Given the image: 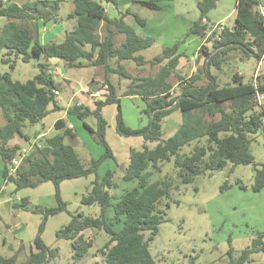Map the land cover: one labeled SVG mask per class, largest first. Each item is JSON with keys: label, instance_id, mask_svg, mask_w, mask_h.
<instances>
[{"label": "trees", "instance_id": "16d2710c", "mask_svg": "<svg viewBox=\"0 0 264 264\" xmlns=\"http://www.w3.org/2000/svg\"><path fill=\"white\" fill-rule=\"evenodd\" d=\"M72 1L75 8L68 17L75 19V26L67 30L62 41L50 37L43 40L36 30L29 26V21L41 20L44 24L54 21L59 4ZM118 3L117 0H111ZM160 0H142L149 8L160 10ZM219 0H200L198 7L200 18L195 21L192 33L207 36V44L199 49L203 58L202 70L206 81L199 83L197 73L183 80L181 90L175 91L170 80L176 73L182 54L178 53V43L165 46L160 54L146 60L142 51L150 48L156 38L138 33L136 27L124 17H109L103 2L97 0H33L20 5L15 2L0 0V16L8 18L0 32V108L6 119L0 125V160L3 169L0 174L6 182H12L16 190L35 187L44 181L55 185L57 206L47 207L32 205L28 197L20 203H13L21 208L43 215L35 238V248L31 250L26 264H46L59 254L58 247H50L42 237L47 221L51 216L67 211V202L61 196V182L65 179L78 178L97 172L102 160L114 157V152L107 140L108 121L103 115V107L116 103L117 131L124 136H142L145 140L143 149L132 148L127 165L122 169L123 179H137L138 184L124 192L113 203L111 190L117 185L114 172L108 170L100 179L97 177L90 191L83 195L84 204H98L99 216H88L82 212L72 214L71 220L58 231V238L71 242L73 262L69 264H157L150 251V241L157 234L159 225L166 219L162 209L158 208L164 198L171 197L173 187H178L169 177L149 182L156 171L162 170L164 161H171L178 168V177L183 183L193 182L195 177L206 171H214L229 166L233 171L238 165L253 164L255 179L252 189L264 190V164L258 163L251 149L254 134L264 131V107L257 99V93H264V83L246 81L238 70L234 72L233 83L222 85L213 69L222 70L228 56L233 51L243 56H253L259 62L264 59V15L258 6L260 0H237L236 17L232 25L225 24L223 29H213L206 18ZM138 22L145 23L139 14H133ZM18 21H21L19 23ZM104 38H99L100 30ZM124 33L125 39L118 45L115 36ZM89 46V48H88ZM11 56L15 58L11 59ZM54 58L64 60L68 67L102 66L105 71L104 87L106 100H96L95 107L75 103L66 110L84 121V125L103 145L105 152L100 159H91L85 163L74 145L65 139L77 137L73 126L67 125L64 118L55 122L59 132L44 138V143L35 145V149L24 158L13 174H10L12 160L18 156L21 146L9 142L20 135L29 141L30 136L23 133L27 124L42 121L50 112L60 110L55 90L63 89L62 79L51 73L50 61ZM117 60V66L110 64ZM17 59L30 62L37 59L38 72L26 81L14 79L9 70L2 71L1 65L16 68ZM44 59V60H42ZM135 60L138 64L150 62L163 63L156 75L134 77L122 63ZM109 73L132 79L123 96L142 97L147 106L144 112L148 123L139 128H131L123 118L121 96L117 95L115 84L109 79ZM177 74V73H176ZM66 81V80H64ZM68 82V81H67ZM69 83V82H68ZM101 87L99 88V90ZM53 105L50 108V105ZM175 110L183 115L176 132L162 139V124L165 118ZM93 115L96 127L85 119ZM62 130V131H60ZM206 137V144L201 139ZM158 141L150 147L147 142ZM196 142L190 153L180 154L186 144ZM226 186V185H224ZM167 207L170 201L165 202ZM113 206V217H108ZM118 224H122L117 228ZM96 231H104L107 240L97 249L103 256L102 263H81L90 255L97 244ZM264 251L263 234L254 238L252 245L242 250L237 259L230 264H245L255 252ZM21 249L13 256L0 255V264H16ZM232 253V248H230ZM98 254L94 253V256Z\"/></svg>", "mask_w": 264, "mask_h": 264}, {"label": "rangeland", "instance_id": "374dc122", "mask_svg": "<svg viewBox=\"0 0 264 264\" xmlns=\"http://www.w3.org/2000/svg\"><path fill=\"white\" fill-rule=\"evenodd\" d=\"M2 1L22 5L33 0ZM97 1L104 3L109 17H124L136 27L138 33L156 38L155 44L142 52L146 60H151L160 54L165 46L178 43V53L182 56L176 69L177 74L174 73L170 78L175 91L181 90L180 84L183 80L179 75L189 78L198 73L201 76L199 83L207 80L202 70L203 58L199 56L200 46L202 43L207 44V36L201 38L198 34L191 32L195 21L201 16L198 7L200 0H160L162 5L160 10L143 5L142 0H117V4L111 0ZM260 1L263 4L261 7L264 8V0ZM236 2L237 0H219L217 6L209 11L204 20L208 19L209 26L221 21L232 25L236 17ZM74 8L75 4L72 1L61 2L54 21L44 24L41 20H35L29 21L28 24L35 33L36 30L39 32L43 40L52 37L62 41L66 31L71 30L76 24L75 19L68 17ZM134 13L144 18L145 23L138 22ZM7 22V17L0 16V32ZM18 22L22 24L21 21ZM98 36L101 39L104 38L102 29ZM115 39L116 43L121 45L125 39L124 33H118ZM241 55L240 52L233 51L228 56L222 70L213 69L218 74L220 83L222 85L233 83V75L237 70L243 74L246 81H252L257 69L258 78L254 81L264 83V60L259 63L253 56ZM13 58L15 57L11 56V59ZM37 62V59L30 62L17 59V66L14 70L9 69L8 65H1V70H9L14 79L26 81L38 72ZM122 63L134 77L156 75L163 65V63L152 64L150 62L138 64L135 60H124ZM50 64L51 73L58 79H62L64 84L57 97L62 108L50 112L36 124L27 123L23 127V133L30 136L29 142L22 136H17L10 141V144L18 143L29 153L35 149L36 144H43L45 137L59 132L55 128V122L59 118H64L67 125L71 124L77 132L76 138L67 137L65 142L74 145L82 160L89 164L93 158H102L105 152L103 145L85 127L82 119L68 114L66 109L75 103L95 107L96 100H106L107 91L103 83L105 81L103 67H68L60 58H54V62ZM110 64L116 67L117 60L111 59ZM108 77L115 84L117 95L121 96L125 123L131 128L146 125L149 120L144 112L147 106L146 101L140 96H123L132 79L120 76L118 73H109ZM94 84L101 87L96 93L92 91ZM262 106L264 107V96ZM52 107L51 104L50 108ZM117 107L116 103H109L103 107V115L108 121L106 137L114 152V157L104 158L97 172L65 179L61 182V196L67 202V211L51 216L47 221L42 237L50 247H58L59 254L46 264L73 262L71 242L58 238L57 231L71 220L72 214L82 212L88 216L100 215L101 209L98 204H84L81 201L83 195L90 191L92 182L97 177L102 179L108 170L115 173L114 178L117 185L111 190L114 196L113 203L124 192L138 184L137 179H123L122 169L129 161L131 149H143L146 142L142 136H124L118 133ZM182 119L183 115L180 110H175L167 116L162 124V139L172 136L180 127ZM85 120L92 127H96L95 116H87ZM5 122L6 119L0 108V125ZM253 136L251 149L255 160L264 164V131L260 130ZM206 142V137L201 139V144H206ZM157 143L158 141L147 142L150 147ZM195 144V141L186 144L179 153H190ZM1 170L2 164H0V172ZM165 177H169L178 187H173L170 199L164 198L158 205L166 219L159 225L157 234L150 241V251L157 264H230L231 259H237L242 250L250 247L253 239L259 234H263L264 240V190L256 192L252 189L255 179L253 164L238 165L233 171L229 166L206 171L204 174L197 175L193 182L183 183L178 177V168L174 164L173 157L171 161L162 163V170L154 172L149 182ZM0 181V255L10 257L21 249L16 264H26L32 247L36 250L35 238L43 215L15 208L13 203H20L24 197H28L32 205L57 206L55 185L52 181H44L35 187L16 190L14 183L3 179ZM168 200L170 201L169 207L165 205ZM113 214L114 209L111 206L107 215L113 217ZM121 226L122 224H118L117 228ZM96 234L97 244L81 263L95 261L102 263L103 256L97 252V249L107 240V235L104 231H96ZM230 248H232V253H230ZM94 253L98 255L94 256ZM245 264H264V251L253 253Z\"/></svg>", "mask_w": 264, "mask_h": 264}, {"label": "built area", "instance_id": "2783aa9c", "mask_svg": "<svg viewBox=\"0 0 264 264\" xmlns=\"http://www.w3.org/2000/svg\"><path fill=\"white\" fill-rule=\"evenodd\" d=\"M261 6L262 5H259L258 8H259L260 12L264 15V8L261 7ZM223 27L224 26L221 25V27L220 26L219 27H214L213 29H219V30H221V29H223ZM256 71L257 72L255 73L256 75H254V79H257L258 78V69ZM256 82L257 81H255V83ZM55 93H56V95H59L60 94V91L59 90H55ZM263 96H264V93H261V92H258L257 93V99H258V102H259V104L261 106H262V98H263ZM27 152L28 151L26 149H21L20 154L18 156H16V157L13 158V160H12V166L10 168V174H13L16 171V169L18 168V166L22 163L23 159L25 157H27V155H28Z\"/></svg>", "mask_w": 264, "mask_h": 264}, {"label": "crops", "instance_id": "0c3cea01", "mask_svg": "<svg viewBox=\"0 0 264 264\" xmlns=\"http://www.w3.org/2000/svg\"><path fill=\"white\" fill-rule=\"evenodd\" d=\"M261 2V1H260ZM261 5H263L262 3H261ZM221 25H223V26H225V24H224V22L223 21H221V22H217V23H215L214 25H212L211 27H221ZM201 37V36H200ZM202 38V37H201ZM54 39V38H53ZM57 39V38H56ZM143 52V51H142ZM184 55V54H183ZM264 60V59H263ZM263 60H261L259 63H262L263 62ZM50 61H52V62H54V59H51ZM241 73V72H240ZM94 94V93H93ZM69 126H71V124L69 125ZM17 136H20V135H16L14 138H16ZM13 138V139H14ZM12 139V140H13ZM11 140V141H12ZM27 141V140H26ZM29 142V141H28ZM10 143V142H9ZM11 145H13V144H11ZM22 149V148H21ZM30 154V152L28 153V155ZM27 155V156H28ZM24 160V159H23ZM1 161V160H0ZM0 164H2V162L0 163ZM2 169H3V164H2ZM1 172H2V170H1ZM1 172H0V174H1ZM2 180V179H1ZM1 182V181H0ZM1 188V187H0Z\"/></svg>", "mask_w": 264, "mask_h": 264}, {"label": "water", "instance_id": "95a60500", "mask_svg": "<svg viewBox=\"0 0 264 264\" xmlns=\"http://www.w3.org/2000/svg\"><path fill=\"white\" fill-rule=\"evenodd\" d=\"M92 91L93 92H98L99 91V86H98V84H94V86L92 87ZM124 165V164H123ZM123 165H122V167H123Z\"/></svg>", "mask_w": 264, "mask_h": 264}]
</instances>
